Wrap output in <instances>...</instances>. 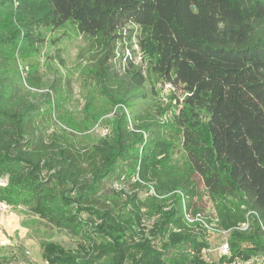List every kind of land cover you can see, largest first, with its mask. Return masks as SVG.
Masks as SVG:
<instances>
[{
  "label": "trees",
  "instance_id": "obj_1",
  "mask_svg": "<svg viewBox=\"0 0 264 264\" xmlns=\"http://www.w3.org/2000/svg\"><path fill=\"white\" fill-rule=\"evenodd\" d=\"M0 8V180L8 179L0 203L88 244L78 255L41 242L46 264H218L202 257L211 245L187 231L178 206L161 210L151 238L136 241L128 220L98 204L107 183L136 174L160 195L193 196L190 178L167 167L173 136L217 204L230 263L261 254L254 264H264V0H0ZM67 23L89 38L92 80L119 109L112 139L85 154L47 143L11 57L21 41L45 42L41 26ZM157 83L182 93L164 123L143 114ZM1 251L0 264L20 260Z\"/></svg>",
  "mask_w": 264,
  "mask_h": 264
},
{
  "label": "rangeland",
  "instance_id": "obj_2",
  "mask_svg": "<svg viewBox=\"0 0 264 264\" xmlns=\"http://www.w3.org/2000/svg\"><path fill=\"white\" fill-rule=\"evenodd\" d=\"M2 19L4 20V16ZM4 28L1 20L0 29ZM36 33L45 38V42L38 49L21 41L11 57L17 62V85L20 92L39 105L36 120L47 143L61 147L72 146L81 154L101 147L113 137L119 109L101 96L98 86L92 80L89 38L82 35L71 23L58 29L43 25ZM134 49L137 51L136 62L146 70L147 62L144 61L142 53L136 45ZM149 90V99L144 104L143 114L150 113L160 123H164L170 117L166 113L168 106L182 97V93L174 87L169 89L162 83H157L156 89L149 87ZM151 90H155L156 94ZM128 121V129L133 130L131 120ZM170 141L173 147L167 165L169 172L173 178H190L194 185L193 196L181 191L185 194V203L179 194L177 196L180 200L177 202L178 197L170 193L158 194L153 184L143 183L136 174L131 179L107 183L97 197L98 204L112 209L121 219L128 220L132 227V237L136 241L151 238L154 228L162 219L161 210L168 212L178 206L183 220H186L187 215L191 219L206 223V227L199 222L193 223L188 226L187 231L211 245L208 258L218 264L222 260V264H229L231 257H223L218 252V248L229 241L230 234H224L217 204L201 179L190 173L182 150L181 137L173 136ZM0 182L1 188H5L8 179ZM4 212L14 213L20 218L26 232L23 239L17 234L13 235V245L0 244V248H6L4 253L8 257L11 258L14 254L19 256V261L12 259L10 264H46L43 253L39 250L41 242L78 255L82 253L81 247L88 245L83 238L58 230L45 219L29 213L25 207L9 206V210ZM173 231L183 233L179 228H173ZM161 243L159 240L154 242V247L160 248ZM2 253L1 251L0 254ZM58 255L60 254L54 253L53 256ZM257 256V261L261 262L262 255Z\"/></svg>",
  "mask_w": 264,
  "mask_h": 264
},
{
  "label": "crops",
  "instance_id": "obj_3",
  "mask_svg": "<svg viewBox=\"0 0 264 264\" xmlns=\"http://www.w3.org/2000/svg\"><path fill=\"white\" fill-rule=\"evenodd\" d=\"M9 212H0V244L9 243V245H13V235L17 234L20 239H23L26 235L20 218L18 219L14 213L7 214ZM4 214H6V216ZM39 250L42 253L40 248ZM32 261L36 262L34 259H32Z\"/></svg>",
  "mask_w": 264,
  "mask_h": 264
},
{
  "label": "built area",
  "instance_id": "obj_4",
  "mask_svg": "<svg viewBox=\"0 0 264 264\" xmlns=\"http://www.w3.org/2000/svg\"><path fill=\"white\" fill-rule=\"evenodd\" d=\"M166 87L167 88H169V89H172L173 87L171 86V85H169V84H167L166 85ZM183 202L185 203V200H183ZM0 210L1 211H8L9 210V206L8 205H6L5 203H0ZM186 212V211H185ZM186 217V221L188 222V223H190V224H192V223H196V222H199V223H201V224H203L205 227H206V223L205 222H203L202 220H194V219H191L189 216H187V215H185ZM248 228H249V226H248V224H243V225H241V227H240V229L242 230V231H246V230H248ZM224 234H227L226 232H224ZM218 252H219V255H221V256H223V257H230L231 256V250H230V246H229V242H225L223 245H221L219 248H218ZM206 253V254H205ZM210 253V251L209 250H207V251H204L203 252V256L205 257V256H207V261H210V259L208 258V254ZM261 260H262V258H261ZM263 260H264V258H263ZM254 262H256V263H259L258 261H257V259H255V260H249V261H242V260H236V261H234V262H232V263H230V264H254ZM22 264H31V263H22Z\"/></svg>",
  "mask_w": 264,
  "mask_h": 264
}]
</instances>
